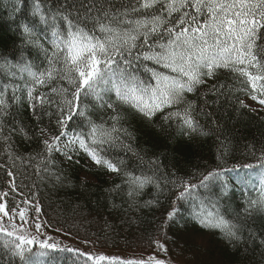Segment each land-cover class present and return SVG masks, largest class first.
Masks as SVG:
<instances>
[{
  "label": "snow or ice",
  "instance_id": "1",
  "mask_svg": "<svg viewBox=\"0 0 264 264\" xmlns=\"http://www.w3.org/2000/svg\"><path fill=\"white\" fill-rule=\"evenodd\" d=\"M34 8V16L42 12L39 2ZM48 11L44 10L38 18L52 29L51 55L28 24L18 29L22 37H27L28 44H35L45 52L47 67L23 64L22 70L31 79L23 87L11 84V95L8 83L0 86V157L4 160L0 169L9 178L8 190L0 192V234L6 238L3 248L7 264H46L43 258L50 256L49 250L59 248L50 238L38 239L15 223L16 217L27 222L31 203L23 200L11 208L7 203L9 194L17 191L18 160L28 167L35 161L37 173L43 171L56 184L63 185L66 177L57 169L54 155L79 163L73 158L83 152L97 167L119 175L123 162L111 157L109 151L117 146L131 151V145L124 140H131L132 135L119 126L123 118L117 114L110 118L109 127L98 125L88 115V109L81 107L82 98L92 96L101 108L113 109L111 103H105L104 96L114 93L121 104L148 122L157 113H165L163 120L169 125L175 122L180 134L189 141L199 131V124L192 115L194 102L187 100V94L196 93L221 69L234 73L244 85L245 95L264 106V0H135V4L130 0L122 11L115 8L113 0H62V3L57 0L51 16ZM57 20L62 24L57 25ZM24 55L21 50V60ZM0 59L6 67L16 66L12 63L14 53L0 54ZM41 88L45 91H40ZM25 89L27 108L38 130L18 122L12 112V107L21 100L17 91ZM222 89L223 85L219 90L212 86L216 95L222 94ZM239 104L247 107L244 100ZM77 120L80 123L74 126ZM17 136L29 141L42 137L40 151L25 160L17 152L14 139ZM229 151L225 137L219 141L216 160H223ZM204 167L206 171L187 177L178 175L176 168L171 173L157 168L151 175L129 172L122 184L106 191L119 192L127 187L128 210H138L159 204L158 199L138 203L146 186L155 185L158 194L167 189V198L172 199L167 220L178 223V217L184 219L180 217L179 202L190 196L193 189L219 184L221 188L216 195L221 200L235 188L246 187L250 172L259 170L260 197L247 200L244 212L251 215L264 210V153L255 165L233 166L230 170L220 168L219 164L211 170H207V164ZM226 171L237 173L236 183L226 177ZM241 171L244 177L240 176ZM40 211L37 205L36 212ZM189 219L204 229H220L230 242L243 239L241 228L222 216L193 215ZM187 223L185 219L180 227L186 228ZM35 227L39 232L41 224L36 223ZM192 240L195 241V236ZM153 243L167 252L165 244L158 240ZM75 251L85 264H167L155 256L135 260L102 252ZM0 264H5L3 257Z\"/></svg>",
  "mask_w": 264,
  "mask_h": 264
},
{
  "label": "trees",
  "instance_id": "2",
  "mask_svg": "<svg viewBox=\"0 0 264 264\" xmlns=\"http://www.w3.org/2000/svg\"><path fill=\"white\" fill-rule=\"evenodd\" d=\"M37 2L42 12L34 16ZM129 2L113 0L115 8L121 11ZM131 3L135 4V0H131ZM56 6L57 0H0V54L14 53L15 61L12 63L16 65L14 68L6 67L3 59H0V86L9 84L8 95H11V84L18 83L23 87L31 79L27 71L22 70L23 64H43L47 67L45 52L35 44H28L27 37H22L18 29L28 24L34 29L35 38L45 44L49 49L48 55H51L49 41L52 29L38 17L44 10H49L48 15L51 16ZM56 24L61 25L62 21L57 20ZM21 50L25 53L23 60ZM213 85L218 90L223 85L222 94H214ZM243 88L244 85L234 73L221 69L196 93L187 94V100L194 102L192 115L199 124V131L191 141L180 134L175 122L169 125L163 120L165 113H157L148 122L121 104L114 93L105 95L104 101L111 103L115 111L101 108L100 102L92 96L82 98L81 107L88 109V115L96 124L109 127L110 118L119 114L123 118L119 126L131 133L132 139L124 140L125 144L131 145V151L120 146L109 151L111 157L123 162L121 172L117 175L97 167L83 152L73 158L79 163L68 162L57 154L53 159L57 169L66 177L63 185H60L43 171L37 173L35 161H32V167H28L27 163L18 160L17 191L9 194L7 203L11 208L19 201L31 202L27 222L19 223L18 227L22 226L38 239L50 238V242L58 244V249L49 250L50 256L43 258L46 264H85L84 258L77 255V249L116 255L123 259L147 260L155 256L167 264H264V210L251 215L244 212L247 200L260 197L259 170L250 172L246 187L235 188L221 200L216 195L221 188L219 184L207 189H193L190 196L179 202L180 217L184 219L178 217V223L167 220V212L172 205V199L167 198V189L164 194H158L155 185L146 186L138 203L142 205L145 201L158 199L159 204L138 210H128L130 201L127 187L119 192L106 191L122 184L125 174L129 172L151 175L157 168L168 173L176 168L178 175L187 177L206 171V164L209 166L207 170L217 164L224 170L257 164L264 153V116L240 106L239 101L246 96ZM40 91L45 89L41 88ZM16 95L21 97L12 107L16 120L38 130L39 126L31 119L27 108L26 89L17 91ZM79 123V120L75 121L74 126ZM225 137L228 138L230 151L223 160L217 161L219 141ZM14 139L18 154L24 156L25 160L40 151L39 140L42 137L31 141L22 136ZM3 162L0 157V163ZM236 175V172L226 171V177L232 179L233 183L237 182ZM244 175L241 171L240 176ZM8 185L6 171L0 169V192L8 190ZM113 204L117 207L114 208ZM37 205L41 209L39 213L36 212ZM20 206L24 205L21 203ZM207 214L222 216L240 227L242 241L230 242L223 237L220 229H204L198 222L189 219L193 215ZM185 219H188L187 227L181 228ZM36 223L41 224L39 232ZM192 236H195L194 242ZM157 240L165 244L167 252L156 247L153 242ZM5 241L4 235L0 234V257L7 264L8 257L3 248ZM32 247L35 249L38 245Z\"/></svg>",
  "mask_w": 264,
  "mask_h": 264
},
{
  "label": "rangeland",
  "instance_id": "3",
  "mask_svg": "<svg viewBox=\"0 0 264 264\" xmlns=\"http://www.w3.org/2000/svg\"><path fill=\"white\" fill-rule=\"evenodd\" d=\"M242 100L245 101L248 108H250L251 110L258 112L264 116V106L259 105L257 101H253L250 97H247V96L243 97ZM0 215H2V214H0ZM15 223L17 224V227L19 226V223H21V221L19 220L18 217L15 218ZM32 229L34 230V228H32Z\"/></svg>",
  "mask_w": 264,
  "mask_h": 264
}]
</instances>
